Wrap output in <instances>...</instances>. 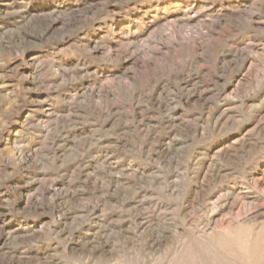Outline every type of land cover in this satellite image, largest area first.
<instances>
[{"label":"rangeland","instance_id":"1","mask_svg":"<svg viewBox=\"0 0 264 264\" xmlns=\"http://www.w3.org/2000/svg\"><path fill=\"white\" fill-rule=\"evenodd\" d=\"M0 264H264V0H0Z\"/></svg>","mask_w":264,"mask_h":264}]
</instances>
